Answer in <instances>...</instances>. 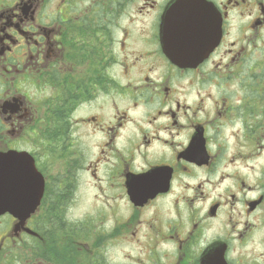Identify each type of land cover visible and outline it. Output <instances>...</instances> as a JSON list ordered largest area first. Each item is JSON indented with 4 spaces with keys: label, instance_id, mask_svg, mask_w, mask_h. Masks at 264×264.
Returning <instances> with one entry per match:
<instances>
[{
    "label": "flooded vegetation",
    "instance_id": "obj_1",
    "mask_svg": "<svg viewBox=\"0 0 264 264\" xmlns=\"http://www.w3.org/2000/svg\"><path fill=\"white\" fill-rule=\"evenodd\" d=\"M11 151L0 264H264V0H0Z\"/></svg>",
    "mask_w": 264,
    "mask_h": 264
},
{
    "label": "water",
    "instance_id": "obj_2",
    "mask_svg": "<svg viewBox=\"0 0 264 264\" xmlns=\"http://www.w3.org/2000/svg\"><path fill=\"white\" fill-rule=\"evenodd\" d=\"M44 180L34 165L17 156H0V215L11 212L20 219L16 230L40 202Z\"/></svg>",
    "mask_w": 264,
    "mask_h": 264
},
{
    "label": "rangeland",
    "instance_id": "obj_3",
    "mask_svg": "<svg viewBox=\"0 0 264 264\" xmlns=\"http://www.w3.org/2000/svg\"><path fill=\"white\" fill-rule=\"evenodd\" d=\"M88 206H89V203L84 202V203L82 204L81 208L78 209L79 214L83 211V210H82L83 208H88ZM25 249H26V246H25V244H24L23 248H22L20 251H23V250H25ZM26 257H27V255L24 254L23 257H22V259L26 261ZM20 264H22V263H20Z\"/></svg>",
    "mask_w": 264,
    "mask_h": 264
}]
</instances>
